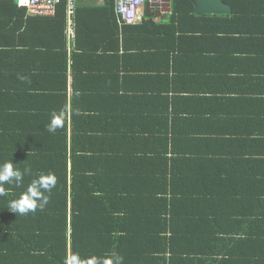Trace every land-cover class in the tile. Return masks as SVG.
Masks as SVG:
<instances>
[{
    "label": "crops",
    "instance_id": "1",
    "mask_svg": "<svg viewBox=\"0 0 264 264\" xmlns=\"http://www.w3.org/2000/svg\"><path fill=\"white\" fill-rule=\"evenodd\" d=\"M18 1L0 0V152L27 148L40 163L64 148L69 170L79 158L93 179L127 180L117 195L134 194L132 204L165 195L168 179L178 197H203L200 212L222 225L229 215L254 220L264 192V0L250 26L231 29L176 24L170 0L123 25L112 1L77 0L72 38L68 8L36 17ZM54 112L62 123L49 132ZM195 219V231L175 236L189 251L179 264H219L208 245L223 252L245 236L204 233Z\"/></svg>",
    "mask_w": 264,
    "mask_h": 264
},
{
    "label": "trees",
    "instance_id": "2",
    "mask_svg": "<svg viewBox=\"0 0 264 264\" xmlns=\"http://www.w3.org/2000/svg\"><path fill=\"white\" fill-rule=\"evenodd\" d=\"M109 1L113 2L117 17L114 0ZM223 2L232 7L231 15L196 14L192 0H173L171 19L176 24L195 23L200 29L204 26L231 29L250 26L248 18L260 13L255 0ZM67 8L68 0H62L58 11L66 15ZM18 151L21 153L14 156L0 152V165L12 161L22 172L30 169L19 187L5 184L6 195L0 196V264H67L73 256L80 261L92 259L94 264H103L107 260L116 264V257L122 258L121 264H179L189 251L179 249L175 236L178 230L179 234L195 231L192 227L195 216L204 222L201 224L204 233L212 231L228 235L245 231L244 238L224 244L223 252L216 251L213 243L208 245L212 249L211 255L221 253L223 256L216 263L264 264V192L257 199L256 211L247 215L248 218L253 216L254 220L245 222L229 215V224L222 225L218 215L212 219L213 215L204 216L200 212L198 205L207 202L203 197H178L175 182L168 179H162V182L166 181L165 195L159 197L154 192L146 198H138L146 202L141 207L132 204L134 194L117 195L122 191L127 193L123 185L127 186V180L115 183L112 178L93 179L80 167L78 161L82 159L79 158L74 159L69 170L64 148L53 147L45 162L43 159L40 163L28 154L27 148L20 147ZM49 173L54 175L56 182L51 192L46 193L49 201L45 207L26 215L12 213L10 202L18 199L33 179ZM120 184L122 186L118 188ZM127 219L137 223L127 227Z\"/></svg>",
    "mask_w": 264,
    "mask_h": 264
},
{
    "label": "clouds",
    "instance_id": "3",
    "mask_svg": "<svg viewBox=\"0 0 264 264\" xmlns=\"http://www.w3.org/2000/svg\"><path fill=\"white\" fill-rule=\"evenodd\" d=\"M62 123V113H53L50 123L47 125L49 132H55ZM30 173V169H24L22 172L18 167H14L12 161L5 162L0 165V196L6 195L4 188L5 184H15L19 187L26 174ZM55 177L49 173L47 175L41 174L36 179H33L27 190L10 202V211L14 214L26 215L29 212H35L38 208L43 209L49 201L50 193L55 186ZM122 258L116 257V264H121ZM67 264H94L92 259L88 261H80L77 256H73ZM103 264H111V260L104 261Z\"/></svg>",
    "mask_w": 264,
    "mask_h": 264
},
{
    "label": "built area",
    "instance_id": "4",
    "mask_svg": "<svg viewBox=\"0 0 264 264\" xmlns=\"http://www.w3.org/2000/svg\"><path fill=\"white\" fill-rule=\"evenodd\" d=\"M62 0H19L27 7L28 13L36 17H48L56 14ZM76 1L68 0L69 36H75L73 18L76 13ZM157 0H114L115 11L121 25L132 24L142 20L141 8ZM173 12V9H171Z\"/></svg>",
    "mask_w": 264,
    "mask_h": 264
},
{
    "label": "water",
    "instance_id": "5",
    "mask_svg": "<svg viewBox=\"0 0 264 264\" xmlns=\"http://www.w3.org/2000/svg\"><path fill=\"white\" fill-rule=\"evenodd\" d=\"M173 0H170L172 2ZM197 14L224 15L231 13V7L223 0H192Z\"/></svg>",
    "mask_w": 264,
    "mask_h": 264
}]
</instances>
